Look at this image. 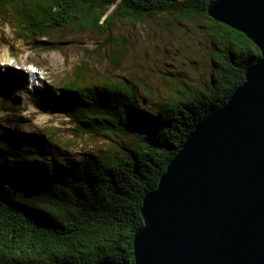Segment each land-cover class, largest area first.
<instances>
[{
    "label": "trees",
    "instance_id": "1",
    "mask_svg": "<svg viewBox=\"0 0 264 264\" xmlns=\"http://www.w3.org/2000/svg\"><path fill=\"white\" fill-rule=\"evenodd\" d=\"M209 1L0 0V19L7 21V14L16 36L44 51L58 50L59 32L105 39L106 52L85 53L97 56V66L109 61L118 68L127 56L129 42L110 35L121 23L144 25L160 16L172 25L202 20L212 46L210 81L197 91L173 81L170 97L152 111L138 107L133 80L102 77L86 64L50 85L36 101L41 110L61 113L78 125L76 132L123 144L117 154L67 163L15 154L11 144H0V264H134L143 198L157 188L195 126L228 102L260 58L244 34L207 16ZM20 87L19 76L0 73V97Z\"/></svg>",
    "mask_w": 264,
    "mask_h": 264
},
{
    "label": "water",
    "instance_id": "2",
    "mask_svg": "<svg viewBox=\"0 0 264 264\" xmlns=\"http://www.w3.org/2000/svg\"><path fill=\"white\" fill-rule=\"evenodd\" d=\"M206 13L260 58L143 198L134 264H264V0H210Z\"/></svg>",
    "mask_w": 264,
    "mask_h": 264
},
{
    "label": "rangeland",
    "instance_id": "3",
    "mask_svg": "<svg viewBox=\"0 0 264 264\" xmlns=\"http://www.w3.org/2000/svg\"><path fill=\"white\" fill-rule=\"evenodd\" d=\"M4 18L7 21L0 19V73L19 76L21 87L0 97V133H4L0 144L5 147L11 144L15 154L36 155L45 161L49 157L61 163L117 154L123 144L118 139L112 141L76 132V123L61 113H45L36 102L48 94L50 85L72 76L85 64L92 73L102 77L133 80L140 88L138 107L150 111L170 97L173 81L196 91L210 81L212 46L203 33L202 20L172 25L167 16H160L144 25L121 23L110 35L126 39L130 50L121 66L114 68L109 61L95 65L96 55L85 56L92 51L102 54L109 48L103 46L105 39L96 33L68 32L60 37L59 32L54 37L60 44L58 50L44 51L17 37L14 22L7 14ZM144 84L153 92L152 97L147 96ZM8 105L12 109L6 110ZM33 134L42 135L43 139L36 140ZM48 139L57 144H44ZM67 141L73 145L66 146Z\"/></svg>",
    "mask_w": 264,
    "mask_h": 264
}]
</instances>
